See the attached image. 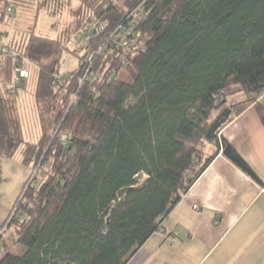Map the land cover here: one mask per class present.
I'll return each instance as SVG.
<instances>
[{"label":"trees","instance_id":"1","mask_svg":"<svg viewBox=\"0 0 264 264\" xmlns=\"http://www.w3.org/2000/svg\"><path fill=\"white\" fill-rule=\"evenodd\" d=\"M74 1L53 37L32 23L6 40L20 63L0 46V158L20 151L37 171L0 225V264H126L219 153L264 190L218 138L264 93V0ZM61 3L0 0V23ZM68 52L77 66L61 73ZM19 65L37 72L36 142L1 88Z\"/></svg>","mask_w":264,"mask_h":264},{"label":"crops","instance_id":"2","mask_svg":"<svg viewBox=\"0 0 264 264\" xmlns=\"http://www.w3.org/2000/svg\"><path fill=\"white\" fill-rule=\"evenodd\" d=\"M218 138L264 182V93ZM126 264H264L263 188L217 154Z\"/></svg>","mask_w":264,"mask_h":264},{"label":"rangeland","instance_id":"3","mask_svg":"<svg viewBox=\"0 0 264 264\" xmlns=\"http://www.w3.org/2000/svg\"><path fill=\"white\" fill-rule=\"evenodd\" d=\"M74 0L66 4V0H62L58 6L57 13L52 16L48 10H43L37 15L33 22V14L22 12L13 22L0 23V46L6 43L7 39L13 36V33L19 37L25 34L29 25L34 23L33 29L35 33H45L49 36L56 35L60 28L68 20H70L69 10L74 7ZM19 15V14H18ZM16 18V17H15ZM26 35V34H25ZM83 40L75 38L70 45L71 50L81 52ZM23 64V63H22ZM27 65V62L25 63ZM77 66V58L71 53H65L61 64V73L72 71ZM27 70V69H26ZM36 69L30 67V74L25 80L19 82L16 88L12 89L14 97L18 99V113L21 122V128L24 140L27 142H36L37 139L44 133V125L40 122L33 101V89L36 82ZM3 93L9 87L1 85ZM206 155H210L211 144H206ZM4 164H0V225L14 214V209L17 201L22 199V187L25 183L30 182L34 173L37 171L32 167H25L20 161V151H18L11 159L1 160ZM24 191V190H23ZM6 226L1 230L5 232Z\"/></svg>","mask_w":264,"mask_h":264},{"label":"built area","instance_id":"4","mask_svg":"<svg viewBox=\"0 0 264 264\" xmlns=\"http://www.w3.org/2000/svg\"><path fill=\"white\" fill-rule=\"evenodd\" d=\"M1 54L5 55V54H10L15 60H18L19 61V58H18V55L13 52V51H9L8 52V49H7V46H6V43H3L1 45ZM23 62H27L26 60H24ZM20 63V61H19ZM21 65V64H20ZM17 66L15 69H14V75H13V79H12V82H11V87H9L8 89H6L5 93L6 95L11 99V100H14V95H13V88L14 86H16L19 82H21L22 80H25L27 79L28 77V71L21 67V66ZM194 208H196V206H194Z\"/></svg>","mask_w":264,"mask_h":264},{"label":"water","instance_id":"5","mask_svg":"<svg viewBox=\"0 0 264 264\" xmlns=\"http://www.w3.org/2000/svg\"><path fill=\"white\" fill-rule=\"evenodd\" d=\"M219 119H217L216 121H214V123L211 125V127L209 128L206 138L207 140H212L216 130L219 127ZM155 232V228H151L146 234L145 236L140 240V242L138 243V248H140L141 246H143V244L148 240V238Z\"/></svg>","mask_w":264,"mask_h":264}]
</instances>
